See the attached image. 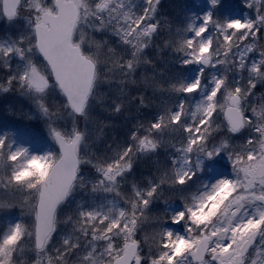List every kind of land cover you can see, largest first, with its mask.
I'll use <instances>...</instances> for the list:
<instances>
[{"label": "snow or ice", "instance_id": "1", "mask_svg": "<svg viewBox=\"0 0 264 264\" xmlns=\"http://www.w3.org/2000/svg\"><path fill=\"white\" fill-rule=\"evenodd\" d=\"M0 264H264V0H0Z\"/></svg>", "mask_w": 264, "mask_h": 264}]
</instances>
